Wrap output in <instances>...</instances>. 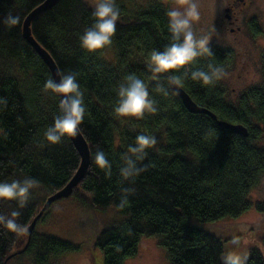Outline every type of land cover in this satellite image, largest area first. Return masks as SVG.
<instances>
[{
  "label": "trees",
  "instance_id": "1",
  "mask_svg": "<svg viewBox=\"0 0 264 264\" xmlns=\"http://www.w3.org/2000/svg\"><path fill=\"white\" fill-rule=\"evenodd\" d=\"M44 1L0 0V181L34 178L39 182L26 206L0 202V214L19 211L18 222L26 228L47 197L68 184L81 162L71 139L56 146H47L43 139L54 117L62 114L60 100L43 91L45 82L53 77L22 36V25ZM117 4L121 15L114 42L102 55L86 54L79 46V35L94 22L93 6L86 0H58L29 24L31 36L52 56L60 77L77 74L85 93L87 111L81 134L90 149V164L71 195L90 209L114 207L128 216L97 237L95 244L104 255V264H125L136 254L143 236L159 237L170 264H222L225 250L221 239L188 222L193 218L201 222L237 218L252 206L248 195L264 173V148L255 145L264 136V83L240 94L235 104L226 100L219 79L208 87L187 80L183 87L193 102L218 119L244 125L247 137L218 126L207 114L188 112L171 92L165 96L156 91L150 70L135 63L139 51L150 53L171 43L167 8L158 0H117ZM9 15L20 17V23L11 29L4 23ZM209 46L213 55L199 57L194 68L207 70L211 63L225 70L231 51ZM130 74L145 80L159 109L132 121L134 132L120 126V119L113 115L118 85ZM140 134L153 135L157 143L139 165L147 166L146 170L134 181H125L119 169L128 147ZM98 150L105 152L111 164L110 176L95 167ZM124 188L132 192L127 204L120 207ZM255 207L264 210V204ZM30 237L25 248L26 232L11 233L0 225V264L26 255L34 256L32 264H46L51 255L77 249L35 231ZM261 246L263 252H250L248 264H264V235ZM8 256L12 257L6 261Z\"/></svg>",
  "mask_w": 264,
  "mask_h": 264
},
{
  "label": "clouds",
  "instance_id": "2",
  "mask_svg": "<svg viewBox=\"0 0 264 264\" xmlns=\"http://www.w3.org/2000/svg\"><path fill=\"white\" fill-rule=\"evenodd\" d=\"M179 7H169L166 10L168 31L171 43L162 50L153 49L149 53L148 68L151 79L156 81L155 90L168 96L170 92L177 94L176 89L183 88L187 80L198 82L202 87L214 84L226 73L222 67L209 63L207 70L194 68L201 56H211L210 37L197 36L194 23L200 20L199 4L197 0H178ZM94 22L79 35L80 48L89 55H102L103 50L112 46L120 20L121 11L117 0H91ZM11 29L20 23V17L9 15L4 20ZM161 81H163L161 83ZM43 91L59 98L60 115L53 119L48 126L43 139L47 146H56L65 139L75 138L83 131L82 122L86 115L85 93L77 79V74L68 73L60 79L50 78L44 84ZM116 103L113 115L122 123L129 120H142L146 115L158 112L157 101L150 93L149 85L144 79L135 74L128 75L119 83L116 92ZM157 141L153 135L140 134L135 137V144L130 145L127 154L123 157V166L119 169L123 180L129 181L140 175L146 167H140L154 149ZM95 167L111 175V164L103 150H98L94 158ZM39 184L34 178L0 181V202H15L19 208L28 203L32 190ZM132 189L124 188L121 192L120 207L128 202ZM20 212L13 210L9 215L0 214V225L11 233H23L27 228L18 222ZM237 241L234 239L233 244ZM248 254L236 251H227L221 254L222 264H248Z\"/></svg>",
  "mask_w": 264,
  "mask_h": 264
},
{
  "label": "rangeland",
  "instance_id": "3",
  "mask_svg": "<svg viewBox=\"0 0 264 264\" xmlns=\"http://www.w3.org/2000/svg\"><path fill=\"white\" fill-rule=\"evenodd\" d=\"M86 1L91 3V0ZM158 1L167 9L180 6L178 0ZM197 2L201 15L200 20L194 23L196 35H207L210 37V45L231 51V62L224 70L226 74L219 79V84L226 92V100L235 104L240 94L264 83V0H245L244 4L233 9L238 17V22L233 27H240V31L235 32H231L229 25L222 21L228 0ZM137 57L135 63L149 70V53L142 50ZM153 82L155 81L151 83ZM132 121L140 120L133 119L127 123L119 120L118 124L134 132ZM117 131L116 136L119 137L121 128ZM255 145L264 148V136ZM82 193L91 197L88 193ZM248 201L252 206L237 218L228 216L215 222H201L193 218L188 224L221 239L225 252L234 250L241 254L247 253L248 257L254 249L263 252L261 237L264 235V210H258L255 204H264V173L249 193ZM127 219L128 216L119 214L114 207L105 211L93 210L71 195L51 203L34 231L77 247L72 252L51 255L46 264H104V255L95 244L97 237L105 228ZM234 239L237 241L235 244ZM159 240L158 236H143L136 254L127 259L125 264H170L166 248ZM33 257L26 255L13 258L8 264H32Z\"/></svg>",
  "mask_w": 264,
  "mask_h": 264
},
{
  "label": "water",
  "instance_id": "4",
  "mask_svg": "<svg viewBox=\"0 0 264 264\" xmlns=\"http://www.w3.org/2000/svg\"><path fill=\"white\" fill-rule=\"evenodd\" d=\"M58 0H45L43 3H41L38 7H36L35 9H33L28 16L26 17L25 21H24V25L23 26V37L26 39V41L29 43L30 46L33 47V49L38 53V55L43 59V61L46 63L47 67H49L50 72L52 74V77L55 79H60L61 75L60 72L56 66V63L54 62V60L52 59V56L49 55V53L47 51H45L37 42L36 40L31 36L30 33V23L31 21L37 16L39 15V13H42L48 9H50L51 7H53L56 2ZM176 92H178L177 94H174L175 96H177L182 102L183 106L186 108V110L188 112H192L194 114H207L209 115L212 119L215 120L216 124L222 128L225 129H229L231 131H234L244 137L248 136V129L242 125V124H236V123H231L228 121H223L218 119V117L211 112L210 110L200 107L199 105H197L195 102H193L194 100L192 98H190V95L185 92L184 88H179L175 90ZM84 137L82 136L81 133H79L75 138H71L76 150L78 151V153L80 154L81 157V162L80 165L76 171V173L74 174V176L72 177V179L70 181H68V184L61 189L60 191H58V193H54L52 195H50L49 197H47V199L45 200V202L43 203L42 208L40 209V211L38 212V215H36L34 217V219L32 220V222L30 223V225H28L27 227V237H28V241L26 243L25 248L27 247L29 241H30V236L32 235V232L35 229V226L38 222V220L43 216L42 214L45 213V211L51 206V203H54L60 199L66 198L68 196H71L73 189L78 186V184L80 183V180H82V178L84 177L89 164H90V149L86 140L83 139ZM12 256H8L6 261L9 260V258H11Z\"/></svg>",
  "mask_w": 264,
  "mask_h": 264
},
{
  "label": "flooded vegetation",
  "instance_id": "5",
  "mask_svg": "<svg viewBox=\"0 0 264 264\" xmlns=\"http://www.w3.org/2000/svg\"><path fill=\"white\" fill-rule=\"evenodd\" d=\"M244 3L245 0H228V3L224 7L225 13L223 15L222 21L229 25V29L231 32L240 31V27H233V25L238 22V17L236 16V13H234L233 9ZM231 11H233V14H231Z\"/></svg>",
  "mask_w": 264,
  "mask_h": 264
}]
</instances>
